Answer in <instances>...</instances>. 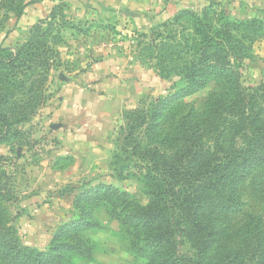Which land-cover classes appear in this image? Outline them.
<instances>
[{
  "label": "rangeland",
  "instance_id": "obj_1",
  "mask_svg": "<svg viewBox=\"0 0 264 264\" xmlns=\"http://www.w3.org/2000/svg\"><path fill=\"white\" fill-rule=\"evenodd\" d=\"M73 5L71 0H0L2 58L28 39L32 25L37 23L30 20L31 13L44 21L53 17L47 37L52 60L40 89L31 93L40 94L39 100L30 102L26 94L9 93L14 89V79L29 83L41 69L34 68L33 72L23 75L7 67L0 68V88L9 96L2 108L10 121L8 129L0 125L4 133L0 136V264H140L141 256L134 261L129 243L119 234V221L106 210L114 207L120 210L126 198L121 196L123 192L146 203L142 181L144 152L156 149L171 155L179 144L180 133L175 131L178 120L187 113L200 114L215 98L224 99L227 106L224 110L218 108L216 117L219 118L215 121L218 124L214 116L209 118V113H205L203 130H200V142L205 148L221 151L219 155L236 147L244 148L252 127L264 124V95L257 90L264 84V38L255 37L251 43L247 42L251 47L250 59L233 62L232 66L223 64L220 76L228 90L222 85L217 87L223 91L215 87L213 75L219 76L216 71L205 74L204 82L194 84L191 91L173 98L163 108L153 132L150 131L151 106L168 93L187 86L185 79L174 74L169 78L158 75L165 83L163 93L146 94L116 113L109 121V130L100 139L106 146L88 151L82 157L60 156L63 150L54 133L51 115L56 110L65 79L82 73L88 63L110 51L144 67H153L159 60L158 49L151 39L159 43L162 36L174 33L180 41V33H188L182 28L191 24L183 16L173 25L158 22L141 28L126 16L105 13L102 9L92 11V5L78 7L85 11L82 17ZM19 8L22 10L18 14ZM213 11L230 19L264 20V0H221L207 14ZM141 33H146V37ZM236 86L241 94L235 91ZM105 107L109 115L113 107ZM131 111V117L126 116ZM142 115L144 122L137 119ZM104 125L100 123L96 128L100 130ZM159 139L163 141L162 146ZM98 187H110L111 191L107 196L97 195L102 205L96 207L93 196ZM236 198L238 206L217 211V243L202 259L197 260L196 248L180 235L175 236L178 253L196 259L197 264H218L226 256H236L241 264H264V250L258 247L250 252L246 244L252 234H260L264 246V160L244 170ZM87 205L96 210L79 214L81 209H88ZM79 215L80 225L69 227Z\"/></svg>",
  "mask_w": 264,
  "mask_h": 264
},
{
  "label": "trees",
  "instance_id": "obj_2",
  "mask_svg": "<svg viewBox=\"0 0 264 264\" xmlns=\"http://www.w3.org/2000/svg\"><path fill=\"white\" fill-rule=\"evenodd\" d=\"M213 6L214 3L211 2L199 12L193 9L182 10L170 20L171 22H162L165 25L166 23L173 25L180 17L187 16L191 24L188 28H182V31H188L187 35L179 31L182 40L176 39L174 33L162 36L159 43L151 39L154 47L158 49L156 53L159 61L150 68L152 67L162 78H169L174 74L179 79H185L187 86L175 93H168L153 107L151 106L150 131L155 132L156 119L163 108L168 106L173 98L187 94L194 84L200 85L199 83L204 82L205 74L216 71L219 76L213 75L214 85L219 91H223L217 87L227 86L220 76V72L224 71L223 64L232 66L233 62L250 59L251 47L247 42L251 43L255 37L264 38V20L256 17L230 19L221 12L214 11L210 15L207 14ZM21 10L19 8L18 14ZM52 20V15L47 21L38 19L37 23L32 25L29 37L21 47L7 53L5 58L0 57V68L7 67L15 73L27 75V71L33 72L34 68L41 69L37 73L38 76L29 83L14 79L12 82L14 89L10 91V95L14 96L21 92L29 96L27 100L30 102L36 98L39 100L40 94L35 96L31 93L40 89L41 80L44 79L52 60L53 52L47 44ZM141 34L142 37H146V33ZM137 62L144 63L142 60ZM21 89L24 91H20ZM257 90L264 95V84H260ZM235 91L242 93L237 86ZM8 101V92L0 88V125L4 126V129H8L10 124L9 116L2 108ZM226 106L224 99L215 98L200 114L187 113L182 116L175 128V131L180 133L179 144L171 155L160 153L156 149L144 152L145 171L142 181L145 185L146 203H141L131 194L123 192L121 196L126 198L120 205V210L115 207L106 208L109 216L119 221V234L129 243L134 261L141 256L140 264H197L196 259L178 253L175 248L177 235L184 236L196 248V254L199 256L197 260L202 259L214 243H217L215 228L217 211H227L239 205L236 189L244 177V170L250 164L264 160V124H255L252 127L251 134L246 137L244 148L236 147L222 152L221 155L218 153L221 151H211L200 142V130H203L205 113H209V118L214 116L215 122L219 118L216 117L218 108L224 110ZM132 112L126 116L131 117ZM21 118H24V115ZM137 119L144 122L143 115L140 118L137 116ZM3 135V131H0V136ZM160 140L155 141L161 145L160 142L163 141ZM123 150L125 152V149ZM133 150L135 152V148ZM110 191V187H98L93 196L96 207L102 205V201L96 198L97 195L107 196ZM88 202L93 206L91 201ZM87 208L84 211L81 209L79 214L96 210L93 207L89 209L90 205H87ZM204 212H207L205 217ZM80 222L79 215L69 227H75ZM137 238L138 241H135ZM262 242L260 234H252L246 244L249 245L251 252L258 247L264 250ZM256 254L254 252V256ZM218 264L241 263L236 261V256L234 258L226 256Z\"/></svg>",
  "mask_w": 264,
  "mask_h": 264
},
{
  "label": "crops",
  "instance_id": "obj_3",
  "mask_svg": "<svg viewBox=\"0 0 264 264\" xmlns=\"http://www.w3.org/2000/svg\"><path fill=\"white\" fill-rule=\"evenodd\" d=\"M217 1L221 2V0H71L74 8L92 5L93 10H89L100 12L102 9L105 13L126 16L141 28L170 20L182 10L200 11L211 2ZM78 12L83 17L84 9L78 8ZM38 16L40 17V14ZM30 20L36 22L37 14L31 13ZM164 84V80L153 69L134 63L128 57L113 51L96 57L88 63L82 73L68 76L60 89L56 110L51 115L55 122L54 133L59 141L60 150H63L59 155L82 157L88 151L101 150V147L106 146V142L100 139L109 130L111 118L114 119L115 114L123 107L133 105L146 94L157 96L163 93ZM108 105L113 107L109 115L106 114V110L104 111ZM100 123L106 125L98 130L96 125ZM108 146L111 148V145Z\"/></svg>",
  "mask_w": 264,
  "mask_h": 264
}]
</instances>
